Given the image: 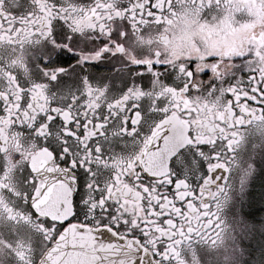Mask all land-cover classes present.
<instances>
[{"label": "snow or ice", "instance_id": "1", "mask_svg": "<svg viewBox=\"0 0 264 264\" xmlns=\"http://www.w3.org/2000/svg\"><path fill=\"white\" fill-rule=\"evenodd\" d=\"M187 5L201 9V19L215 14L207 0H118V14L106 9L98 19L91 13L95 25L83 32L56 16L50 34H35L31 76L49 98L38 99L49 107L39 110L33 81L25 79L21 105L36 109L37 119L15 127L52 158L33 164L17 151L14 159L22 163L9 177L0 153V215L16 222L15 239L0 235V264H10L8 257L17 264H64L69 253L86 251L76 241L90 228L98 244L116 241L120 249L115 257L101 253L103 264H144L145 258L186 264L178 247L185 239L220 238L213 209L221 195L217 173L230 170V149L242 126L264 122V46L252 43L251 51L231 57L148 53L140 40L148 26L166 23L173 8ZM237 15L249 18L244 11ZM228 59L231 70L222 65ZM68 72L71 78L63 75ZM101 94L108 99L96 108ZM7 107L0 96V115ZM102 140L110 142L107 150ZM89 152L121 161L110 166L85 158ZM9 180L15 190L4 187ZM125 180L144 196L146 218L139 226L117 214L125 198L117 189ZM65 185L70 199L61 198Z\"/></svg>", "mask_w": 264, "mask_h": 264}, {"label": "flooded vegetation", "instance_id": "2", "mask_svg": "<svg viewBox=\"0 0 264 264\" xmlns=\"http://www.w3.org/2000/svg\"><path fill=\"white\" fill-rule=\"evenodd\" d=\"M174 2L185 4L186 0H174ZM117 3L118 0H106V2L105 0H59V3L57 0H0V96H3L8 104L5 114L0 115V153L4 154L3 159L7 161L9 177H11L14 168L22 163V161L14 159V154L17 151L24 152V158H30L33 164L52 158L48 149L38 148L35 139H29L27 133L21 132L15 127L18 122H27L31 127L37 119L36 109L30 113L27 108L21 105L25 93V88L22 86L25 79L33 81L30 85L32 99L39 104V110L46 111L49 107L48 103H41L38 99V97L45 100L49 98L44 88L40 87L39 82L31 76L30 65L36 59L33 52V47L37 42L35 34L38 32L50 34L56 16H60L66 21L70 20L69 26L74 32H83L95 25L91 13H95L98 19H102V16L107 14L106 9H111L113 15L118 14L120 9L117 8ZM200 3L203 5L205 0H200ZM207 4L215 10L211 19H201V9H193L191 5H187L179 11L173 8L171 15L166 14V23L151 24L148 26V31L140 36L143 47L148 53L159 49L166 58L178 59L187 55L203 57L211 53H216L221 57H231L236 53L251 51L249 45L252 43L264 46V27L253 26L256 21H264V0H220L219 3L217 0H207ZM241 11L246 12L249 18L241 20L237 15ZM244 28H248L246 33ZM131 54L135 55V52ZM222 65L231 70L233 61L231 59L223 60ZM63 75L71 78L72 73L68 72ZM107 99L106 95L101 94L98 100L93 103L96 108H99ZM257 106L259 107V105ZM28 107H32L31 101ZM76 111L78 112L79 109ZM21 114L23 115L22 120L20 119ZM256 115H259V112ZM262 123L250 120L249 123L242 126L240 129L241 138L230 149V170H221L217 173V180H220L223 174L226 175L224 185L217 186L221 189V195L218 197L219 208L213 202V209L218 212L221 231L225 196L228 197L232 189V182L239 180L241 175V171L237 169V163L240 160V147L247 139L249 132L260 128ZM45 130L47 129L45 128ZM64 131H68V129H64ZM94 134V130L90 129L88 136L91 137ZM105 135L107 134L105 133ZM69 143L71 144L72 141ZM101 143L107 150L110 142L102 140ZM85 158H93L117 167L118 161H121L119 156L108 160L106 156L95 157L90 152L85 154ZM4 187L15 190L11 180L4 184ZM109 190H112L111 183H109ZM117 191L122 192L125 197L118 210V216L139 226V221L146 218L145 206L142 203L143 194L126 180L120 182ZM60 192L61 198L70 199L71 190L67 189V185ZM128 193L132 194L131 199L127 198ZM15 228L16 222L8 220L6 215H0V235L2 237L10 240L15 239ZM112 231L116 232L115 229ZM117 234L121 235L122 233L117 232ZM217 241L218 239L210 240L201 235H194L190 239H185L178 247L186 264H208L202 256L205 251L211 248L214 250ZM35 251L38 253L39 249L36 248ZM7 259L10 264H17L18 258L8 257ZM168 264H176L175 258Z\"/></svg>", "mask_w": 264, "mask_h": 264}, {"label": "rangeland", "instance_id": "3", "mask_svg": "<svg viewBox=\"0 0 264 264\" xmlns=\"http://www.w3.org/2000/svg\"><path fill=\"white\" fill-rule=\"evenodd\" d=\"M253 26L264 27V21ZM263 123L249 132L240 147L237 169L241 175L225 196L221 237L215 249L202 256L208 264H264Z\"/></svg>", "mask_w": 264, "mask_h": 264}, {"label": "water", "instance_id": "4", "mask_svg": "<svg viewBox=\"0 0 264 264\" xmlns=\"http://www.w3.org/2000/svg\"><path fill=\"white\" fill-rule=\"evenodd\" d=\"M222 176L223 180L220 179V183L217 185L219 187H222L225 183L226 175L223 174ZM79 235L81 239L76 242L81 243L86 251L69 253L65 258L64 264H103L101 253L104 257H115L120 251V249L116 247V241H113L111 245L106 241L98 244L94 239V231L91 228L85 233H80ZM148 256L151 257V253H149ZM144 264H149L147 258L144 259Z\"/></svg>", "mask_w": 264, "mask_h": 264}]
</instances>
